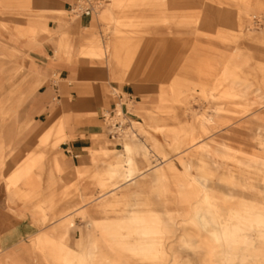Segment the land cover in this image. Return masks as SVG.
Returning a JSON list of instances; mask_svg holds the SVG:
<instances>
[{
  "label": "rangeland",
  "instance_id": "obj_1",
  "mask_svg": "<svg viewBox=\"0 0 264 264\" xmlns=\"http://www.w3.org/2000/svg\"><path fill=\"white\" fill-rule=\"evenodd\" d=\"M103 13L108 14L106 18H102ZM58 14L62 17L64 30H67L79 20L78 16L71 15L70 12L63 11L58 12ZM238 15L244 23L243 30L239 29ZM164 17H166V20L163 19ZM92 20L98 26L94 29V36L82 45L81 56L97 59L99 63L104 64L110 70L106 63L110 51L109 47L111 46L110 39L119 36L126 41V44L137 47L136 49L139 50L140 54L149 56L148 60L150 61L147 65L155 66L156 70L154 68L150 73L152 76L142 82L129 83L126 78L121 79L110 76L109 82L105 83L108 104L112 102L114 94H123V97L125 96L123 99L127 100L128 111L132 115L129 118L127 117L129 124L122 136L119 139L117 138V145L107 140L105 125L103 126V123L98 121L102 134L94 141V145L88 149L87 155H82L79 158V162L93 161L103 168V170L98 171L97 182L89 176L79 178L75 172V167L57 169L52 166L50 172L42 168L40 179L36 185V195L28 201L15 196L17 203L30 209L41 205L42 209L37 208L34 211L35 214L44 216L45 221L40 224L44 229L55 226L56 222L50 223L53 221L51 217L55 214L59 212L64 214L79 208L73 210L71 214L73 218L67 217L64 220L67 221L68 226H71L68 234V245H65V248L72 249L71 246L74 245L75 238L80 235L81 230L82 248L75 251L80 252L84 247L91 250V264H109L112 261L108 246L106 247V244L101 243L100 238H106V243L118 242L117 239L114 241L112 238L113 226H108L105 223L107 219L111 220L115 215L159 221L160 226L156 224L155 227H147L152 235L142 239V243H152V247L147 252L156 256H158L160 250V242H164L166 250L173 248L180 255L177 260L179 263L223 264L225 259L221 254L230 253L229 255L234 256L232 264H239L244 259L247 249H249L247 245H224V242H220V245L212 250L211 247L214 242L208 232L198 223L194 226H184L173 233H167L164 230L163 226H165L166 219L165 216L160 215L162 212L161 201L164 200L165 202L167 200L172 204L169 206V214L177 216L180 213L187 212L188 206L198 198L195 187L186 183L177 185L175 180L178 179L170 178L166 181L165 188L167 191L163 194L160 192V187L155 186V182L150 177L151 180L149 181H151L152 186L149 184L148 187L151 189L145 190L146 193L141 198L152 201V205L156 207L155 210L151 212L145 210L127 211L124 203L125 200L130 202V191L126 190V186H122L117 193L113 190L110 191L114 179L109 175V172L116 169L124 172L126 168L133 166V162H125L124 160L137 154V152H142L145 148L144 142L136 139V135L143 139L153 136L158 138L152 144V150L159 155L173 158L176 172L179 174L183 172V166L177 160V156L185 152L189 153L190 149L178 154L185 147L182 139L185 141L190 139L189 136L192 132H189L190 129L188 130V128L195 119L199 121L201 118H206L210 114V109H208V100L201 95L198 87L181 82L177 84L171 78L174 77V72H172L174 60L179 53L191 55L192 58L198 54L212 55L216 53L215 51H223L222 53L228 56L230 53L238 57L239 62L236 65L240 70L239 76L235 79L240 84H237L236 90L230 89L228 91L238 95L232 100L230 98L226 100L224 104H226L225 108L229 113H221L217 118L225 120L242 108L254 111L257 119L256 121H245L240 127L239 136L237 134L232 140L227 139L221 147L218 143L212 142L210 149L214 152L228 151L229 158L239 162L246 158H256L255 164L264 163V149L259 145L260 140L264 139V0H99V6L96 8V13L92 14ZM116 28L119 29L118 32ZM174 49H177L178 52ZM233 49L235 52L232 54ZM187 59V56L182 58L184 66ZM125 70L127 69L125 68ZM159 71H163L168 78L161 79L157 77L155 73ZM50 82L52 85H58V91L55 93L64 98L66 93L61 89V81L58 76L52 75ZM112 85L117 87L114 89ZM128 85L133 87L132 92H130L131 96L127 98L122 86ZM160 88L163 95L161 100L159 98ZM256 88L260 89L261 94H258ZM217 94L226 95L225 91L217 92ZM52 97L54 103L58 104L56 95L54 94ZM108 104L103 107L104 109L100 111V114L110 110ZM10 114V108L4 112V116ZM122 138L130 142L129 152L123 148ZM69 139V135L63 134L57 140L56 145L59 147L60 143ZM101 140L107 141L102 148L105 153L99 149ZM205 140L208 141L210 138L206 137ZM2 156L5 159V156ZM45 158L43 157V161ZM88 169L91 170L90 167ZM249 170L254 172L253 174L260 175V172L254 168H249ZM37 171V167H34L33 172ZM150 172L151 170L148 171V173ZM5 173L7 172H4V175ZM23 173L26 175L27 171L20 172V174ZM190 173H197L193 166ZM219 173L220 171L215 176L210 177V180L226 192L224 190L226 181H218L216 178ZM16 174V171H10L3 177L4 182L9 185L12 183L6 177L11 178L13 175L14 183H17V186L11 185L9 187L8 194L10 195H12L10 192L14 188L28 187L22 181L15 179ZM258 180L259 178L254 182L258 184ZM102 182L105 183L104 190L102 187L97 186L98 183ZM237 182L241 183V181ZM233 189L240 191L241 186L235 185ZM98 190H102L100 193L107 191L104 196L111 201L107 203L104 212L93 210L94 204L101 198H98ZM81 195L88 198L82 200ZM48 196L51 199H48ZM115 199H120V201L114 202ZM229 199L243 204L252 203L244 196L231 195ZM174 203L179 204L181 210L174 209ZM69 219L71 222H69ZM181 219L183 218L177 217L175 219L178 226L181 225ZM195 220L197 221V219ZM115 230L126 232L123 227L115 228ZM158 232H161V235ZM49 236L53 239L59 237L52 234H49ZM49 236L44 237L49 239ZM47 239H44L46 240L45 243H41V239L38 241L30 239L31 246L34 248L32 251L34 264H72L67 255V250L63 247L62 249L55 239L56 242L53 243H48ZM127 241L131 242L132 240L127 239ZM226 246L229 248L231 246L230 252ZM142 253H145V251H142ZM142 253L139 255L141 259L145 258L141 255ZM133 254L135 253L127 252L125 260H118L119 264L144 263L137 260L140 259L139 256ZM163 264H172L171 258L169 256L168 258L165 257Z\"/></svg>",
  "mask_w": 264,
  "mask_h": 264
},
{
  "label": "crops",
  "instance_id": "obj_2",
  "mask_svg": "<svg viewBox=\"0 0 264 264\" xmlns=\"http://www.w3.org/2000/svg\"><path fill=\"white\" fill-rule=\"evenodd\" d=\"M75 1L0 0V264H34L30 239L37 233L59 236L54 239L68 245L71 226L64 220L73 218V210L79 208L55 214L50 222H56L55 226L44 229L40 225L44 216L34 211L42 209L41 205L30 209L15 199L28 201L36 195L42 168L50 172L52 166L75 167L79 178L89 176L95 182L103 170L98 163L79 162V158L87 155L102 134L98 121L103 123L100 111L108 104L105 83L112 75L97 59L80 55L98 26L92 15L79 16L78 22L63 29L58 12H69ZM52 75L61 81L64 98L55 93L58 85L51 84ZM122 90L127 98L131 96V86H122ZM113 96L109 109L120 108L129 118L132 114L123 94ZM9 108L11 114L4 116ZM63 134L70 139L58 147L56 142ZM107 140L117 145L118 139L108 133ZM10 171H16L17 180L28 187L14 188L8 194L11 185L17 186L13 175L6 177L12 184L3 180ZM24 171L26 175L20 174ZM71 247L82 248L81 230Z\"/></svg>",
  "mask_w": 264,
  "mask_h": 264
},
{
  "label": "bare ground",
  "instance_id": "obj_3",
  "mask_svg": "<svg viewBox=\"0 0 264 264\" xmlns=\"http://www.w3.org/2000/svg\"><path fill=\"white\" fill-rule=\"evenodd\" d=\"M107 15V13H103L102 18H106ZM237 18H239V15ZM163 19L166 20V17ZM243 25L242 18H239L238 26L240 30H243ZM116 30L118 32L119 29L116 28ZM110 45L106 63L110 67L109 71L114 78H126L129 83L135 81L142 82L152 76L150 73L154 68V70H156L155 66L151 64L147 65L150 61L148 60L149 56L140 54L139 50L136 49L137 47H133L128 43L126 44V41L121 39V37H112L110 39ZM233 50L231 51L232 54L235 52V50ZM174 51H177V49H174ZM215 52L216 53L212 55L198 54L192 58L191 55L179 53L172 67L174 77L171 78H173L174 82L177 84L181 82L183 84H190L198 87L199 91H201V95L208 100V109H210V114L206 118H201L199 121L195 119L190 125L188 128V130L190 129L189 132H192L189 136L190 139L188 141L182 139L185 147L184 150L178 154L190 149L189 153L185 152L177 156V160L183 166V168L181 167L183 172L181 174L176 172L173 158L166 155H159L152 150L151 146L158 138L153 136L148 139H143L136 135V139L144 142L145 148L142 152H137V154L129 156L128 159L124 160L125 162H133L132 167L126 168L124 172L119 169L109 172V175L114 179L112 184L113 187L110 191L113 190L117 193L122 186H126V190L130 191L129 194L131 198L129 200L130 202L125 200V210H145L151 212L156 208L152 205V201L141 198L142 195L146 193L144 192L145 190L151 189L148 187L151 182L149 181L151 180L149 179L150 177L152 181L155 182V186L160 187V192L163 194L167 191L165 188L166 181L170 180V178L178 179L175 180L177 185L189 184L196 188V195L198 198L193 204L188 206L189 209L187 208V212L180 213L177 216H175V214H169V206L172 204L167 200L165 202L164 200L161 201L160 207L162 208V212L160 215H162V217L165 216L164 218L166 219L164 222L165 226H163L164 230H166L167 233H173L184 226H194L198 223V225L208 232L210 238L214 242V245L211 247L212 250H215V247L220 245V242H224V245H247L249 249H247L244 259L239 264H264V163L255 164L256 158H246L239 162L230 159L228 151L214 152L210 149V144L212 142L218 143L219 147H221L222 144L226 143L227 139L232 140L237 134L239 136L241 125L245 121H256L257 115L254 111L240 108L225 120L217 118L221 113H226L228 111L227 108H225L226 104H224L226 100L228 98L232 100V98L238 95L228 91L230 89L236 90L237 84H240L235 79L239 76L240 69L236 65L239 62L237 56L231 55L230 53L228 56L222 53L223 51ZM184 56L188 57L185 66L182 61ZM125 68L127 70H125ZM155 74L161 79L168 78L163 71L156 72ZM221 91H225L227 96L217 94V92ZM256 91L258 94H261L259 88H256ZM229 94L231 95L228 97ZM162 96L161 92H159L160 100ZM206 137H209L210 140H205ZM122 139L123 148L129 152L130 142L125 138ZM106 142V140H103L99 143V149L103 150L102 148L105 146L103 144H106ZM259 145L264 149V139L260 140ZM143 163L144 165H142ZM192 166L196 169V174L190 173ZM249 168H254L260 172V175L253 174L254 172H250ZM149 170H151L150 173H148ZM219 171L220 173L216 178L218 181H226V187L224 189L226 192L221 190L220 187L210 180V177L215 176ZM257 178H259L258 184L254 182ZM15 179L17 180L18 178L15 177ZM237 181H241V183ZM235 185L241 186V190L235 191V189H233ZM97 186L103 189L105 188V183H98ZM257 186L259 187L257 188ZM101 191L102 190H98V198H101L98 199L93 206V210L98 212H104L107 203L111 202L104 196L107 194V191L100 193ZM110 191L108 190V192ZM231 195L244 196L252 203L243 204L233 202L229 199ZM86 198L88 197L83 196L82 200ZM118 201H120V199L114 200V202ZM178 205L179 204L174 203V209L181 210ZM177 217L183 218L181 219L180 226H178L175 220ZM195 219H197V221ZM148 220L149 219L140 220L135 217L129 218L120 215H115L111 220L107 219L105 222L106 225L113 226L114 228L112 238L114 241L116 239L118 241L116 243H106V238H100V242L106 244V247L108 246V252L112 255V261L109 264H119L118 260H125V254L129 251L135 253L133 254L135 256H139L142 251H145V253L141 254L145 256V258L141 259L139 256L138 258L140 259H137L144 262L142 264H163V259L165 257L168 258V256L171 258L172 264H186L185 262L179 263L177 260L180 255L175 252L173 248L166 250L164 242H160L159 244L160 250L158 256L147 252V250L152 247V243H142V239L152 235V233H149L150 230H148L147 227L152 228L159 223V221H155V219ZM69 222H71L70 219ZM118 227L125 228L126 232L123 233L119 230H115V228ZM158 233L161 235V232ZM44 236L45 235L42 233H37L35 240L38 241L41 239L40 242L45 243L46 240L44 239L47 238ZM127 239H131L132 241L129 242ZM47 242L53 243L56 241L50 237L47 239ZM57 244L61 248H65V245L61 242L58 241ZM228 249L230 252L231 246L230 248L228 247ZM66 250L72 264H91L90 258L92 251L86 247L80 252L71 248ZM229 254L230 253L221 254L225 259L223 264L233 263L232 259L234 256Z\"/></svg>",
  "mask_w": 264,
  "mask_h": 264
},
{
  "label": "built area",
  "instance_id": "obj_4",
  "mask_svg": "<svg viewBox=\"0 0 264 264\" xmlns=\"http://www.w3.org/2000/svg\"><path fill=\"white\" fill-rule=\"evenodd\" d=\"M99 0H76L69 8L74 16H88L96 13ZM106 131L111 138L119 139L128 126L127 115L120 108H113L101 115Z\"/></svg>",
  "mask_w": 264,
  "mask_h": 264
}]
</instances>
